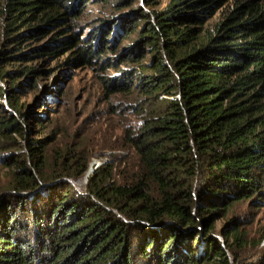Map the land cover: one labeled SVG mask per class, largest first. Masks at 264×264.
<instances>
[{"label":"trees","instance_id":"16d2710c","mask_svg":"<svg viewBox=\"0 0 264 264\" xmlns=\"http://www.w3.org/2000/svg\"><path fill=\"white\" fill-rule=\"evenodd\" d=\"M102 1L0 0V132L28 142L0 191V264H264L236 210L264 206V0H169L99 16L85 40L79 19ZM66 51L64 65L114 69L106 88L139 99L124 132L136 168L118 180L102 166L84 191L72 184L86 163L47 174L36 150L51 138L29 141L21 103L57 97L43 63Z\"/></svg>","mask_w":264,"mask_h":264},{"label":"rangeland","instance_id":"374dc122","mask_svg":"<svg viewBox=\"0 0 264 264\" xmlns=\"http://www.w3.org/2000/svg\"><path fill=\"white\" fill-rule=\"evenodd\" d=\"M153 1L107 0L89 3L79 19L82 27L81 30L78 28V31L82 32L83 39H91L99 16L111 19L112 14L120 13L138 19L140 12L151 13L153 9L164 7L169 0H157L155 3ZM119 3L121 5H118ZM1 36L0 28V45ZM137 37V34H133L124 39L123 44L131 45ZM35 44L31 42L25 47ZM69 54L70 51H66L60 57L43 63L45 68L54 73L49 80L45 79V82L48 81L53 87H60L57 97L53 96L46 104H40L36 100V94L31 92L21 98V103L23 102L24 112L30 111L24 120L29 141L51 138L44 142V147L35 144L40 147V151L36 150L38 155L47 156V174H51L56 163L60 164L64 160H69L67 166L73 172L81 170V164L86 163L87 170L76 176L72 184L76 190L84 191L90 176L102 166L114 165L118 180L121 179L119 172L124 169L133 171L136 168L138 159L126 144L124 132L127 127L140 121L139 114L132 108V104H137L139 99L136 92L112 94L111 90L106 88L104 75L116 74L114 69L104 70L96 64L64 65L63 62ZM148 60L149 57L145 62ZM0 82L4 87L7 86L5 81ZM7 102V95L0 96V104L6 108L9 107ZM36 113L41 115L42 125L37 124ZM26 142L27 140L16 133L0 132V191L8 189L11 185L13 169L17 163L13 166L8 164L17 162L24 156ZM236 210L245 212L251 236H254L255 240L263 236L260 247L264 246V206L257 208L243 203L237 205Z\"/></svg>","mask_w":264,"mask_h":264},{"label":"water","instance_id":"95a60500","mask_svg":"<svg viewBox=\"0 0 264 264\" xmlns=\"http://www.w3.org/2000/svg\"><path fill=\"white\" fill-rule=\"evenodd\" d=\"M91 171H93V169H91Z\"/></svg>","mask_w":264,"mask_h":264}]
</instances>
